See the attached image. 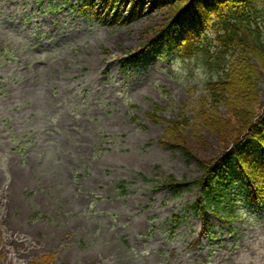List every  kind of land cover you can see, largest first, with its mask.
Listing matches in <instances>:
<instances>
[{"label":"rangeland","instance_id":"obj_1","mask_svg":"<svg viewBox=\"0 0 264 264\" xmlns=\"http://www.w3.org/2000/svg\"><path fill=\"white\" fill-rule=\"evenodd\" d=\"M168 3L0 0V264H264V199L230 186V224L193 207L202 163L239 126L209 97L222 80L202 52L218 51L213 8L197 5L200 24L181 16L173 43L152 49ZM190 28L201 34L178 50ZM257 84L261 117L263 72ZM212 104L223 111L200 113Z\"/></svg>","mask_w":264,"mask_h":264},{"label":"trees","instance_id":"obj_2","mask_svg":"<svg viewBox=\"0 0 264 264\" xmlns=\"http://www.w3.org/2000/svg\"><path fill=\"white\" fill-rule=\"evenodd\" d=\"M159 1L151 0L152 7H157ZM167 1L175 10L171 14L173 22L169 26L167 25L172 20L164 24L166 29L161 30L153 40L152 49L163 40H170V44L173 43V28L180 23L181 16L187 15L189 17L190 26L194 21L200 24L202 18L197 5L201 4L213 8L210 11L215 20V25L212 26L215 38L212 41L216 44L218 51L215 55H210L211 52L205 51L203 47L196 49V51L203 49L202 52L206 54V57L209 56L208 67L210 71L221 74L219 77L222 79L221 81L214 82V79L207 81L208 91H210L209 97L215 102L224 104L223 106L230 113L229 117L232 118L233 124H237L239 127L236 137L227 141V144L230 145L224 146L223 155L216 158L215 163L212 161L202 163L200 168L204 170L203 175L193 184H196L202 191L205 199L200 200L193 207L203 214L210 204L214 208V213L225 220L227 224H230L233 217L239 216L236 207L237 200L233 201L231 196L226 195L230 186L240 183L245 194L243 200L245 198L249 203L260 204L264 199V114L260 117V110L257 108V105L261 106L257 78L259 72L264 73V67L260 62L264 60V0ZM187 11L188 13H186ZM201 31L190 28L182 44L178 45V50L188 49L192 41L198 39ZM236 53L241 55V61L235 67L234 63H229L227 57ZM140 55V52L130 54V57L125 59L126 64L136 61L141 57ZM253 59L259 61L258 66L253 64ZM235 68L236 72L234 71ZM234 74L236 76L232 78ZM202 102L208 104L207 98L202 99ZM207 106L201 107V114H207L208 111L212 112V108L206 109ZM212 106L216 114L222 112L215 108V104ZM213 118L211 122L218 121L215 126L218 125L217 127L223 130L224 121L220 123L217 118ZM245 147L252 153L256 152L254 159H252L251 154L244 155ZM172 148L175 147L172 145ZM198 159L199 161L207 160L200 157ZM188 184L171 179L164 186L178 191L182 187H188ZM203 203L205 205H202ZM205 218V227H207L209 223L207 217ZM180 219L179 215L175 216L174 223H179Z\"/></svg>","mask_w":264,"mask_h":264},{"label":"bare ground","instance_id":"obj_3","mask_svg":"<svg viewBox=\"0 0 264 264\" xmlns=\"http://www.w3.org/2000/svg\"><path fill=\"white\" fill-rule=\"evenodd\" d=\"M213 111H215V110L212 109V112H209V111H208V113H207L208 116H210V113H213ZM221 111H223V109H221Z\"/></svg>","mask_w":264,"mask_h":264}]
</instances>
